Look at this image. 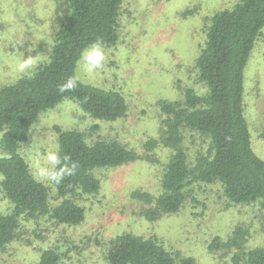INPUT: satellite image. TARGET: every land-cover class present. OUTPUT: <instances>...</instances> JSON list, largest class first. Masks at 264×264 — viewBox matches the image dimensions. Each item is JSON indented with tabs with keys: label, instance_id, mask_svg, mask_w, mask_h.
<instances>
[{
	"label": "trees",
	"instance_id": "obj_1",
	"mask_svg": "<svg viewBox=\"0 0 264 264\" xmlns=\"http://www.w3.org/2000/svg\"><path fill=\"white\" fill-rule=\"evenodd\" d=\"M125 1L66 0L68 14L55 33L49 58L33 75L0 87V146L7 154L0 156V186L12 205L8 212H0V248L20 238L25 223L41 217L81 224L86 211L77 198L99 192L101 180L95 171L142 158L115 138L89 141L78 129L55 126L61 156H69L78 167L74 175L53 183V192L34 177L21 152L40 115L63 100L78 102L84 112L102 121L127 115L123 91L84 78L79 63L82 50L93 42H102L105 49L118 45ZM263 30L264 0H239L209 18L195 61L202 92L185 87L182 99L161 100L162 135L145 143L150 151L160 144L172 150L162 170L160 193L154 196L139 189L132 193L153 204L143 211L148 220L177 213L193 188L205 184H219L230 204L259 203L264 209V160L252 147L244 109L245 69ZM77 71L82 78L78 86L62 91ZM91 128L95 132L100 127ZM247 235L237 225L226 240L216 237L210 246L233 248V264H264V245L245 249ZM104 256L109 264H195L194 258L169 250L155 237L128 231L107 241ZM61 259L56 247L45 248L38 264H61Z\"/></svg>",
	"mask_w": 264,
	"mask_h": 264
},
{
	"label": "rangeland",
	"instance_id": "obj_2",
	"mask_svg": "<svg viewBox=\"0 0 264 264\" xmlns=\"http://www.w3.org/2000/svg\"><path fill=\"white\" fill-rule=\"evenodd\" d=\"M238 1H125L122 37L117 46L105 49V68L91 75L80 71L88 80L122 90L129 104L127 115L102 121L84 112L78 102L63 100L40 115L21 152L29 162L42 142L59 146L55 126H60L86 133L89 141L115 138L142 158L97 169L99 192L77 198L86 211L81 224H60L48 217L31 220L20 238L0 248V264H38L41 251L50 247L60 250L61 264H109L104 256L107 241L125 231L155 237L169 250L194 258L195 264H233V248L210 245L216 237L226 240L237 225L247 230L245 249L264 245V209L259 203L230 204L219 184L195 186L180 211L153 221L143 214L153 204L132 195L137 189L160 193L162 170L172 150L162 144L152 151L145 147L149 139L162 135L165 116L160 101L182 99L185 87L202 92L195 61L205 28L215 12ZM67 14L66 0H0V87L24 76L16 70L21 58L38 55L34 72L49 58ZM244 109L252 147L264 160V30L245 69ZM94 125L98 131H92ZM2 134L0 130V140ZM6 155L0 146V156ZM45 183L55 191L53 183ZM11 207L0 186V212Z\"/></svg>",
	"mask_w": 264,
	"mask_h": 264
},
{
	"label": "clouds",
	"instance_id": "obj_3",
	"mask_svg": "<svg viewBox=\"0 0 264 264\" xmlns=\"http://www.w3.org/2000/svg\"><path fill=\"white\" fill-rule=\"evenodd\" d=\"M105 48L100 41L93 42L82 50L80 66L85 74L102 71L107 63ZM38 63V55L21 58L16 70L21 75L31 76ZM78 75L69 77L61 86V90H73L78 86ZM46 139V138H45ZM34 177L40 182L60 183L66 176H72L77 171V163L67 155L61 156L58 145L44 144L35 149L34 158L29 161Z\"/></svg>",
	"mask_w": 264,
	"mask_h": 264
}]
</instances>
